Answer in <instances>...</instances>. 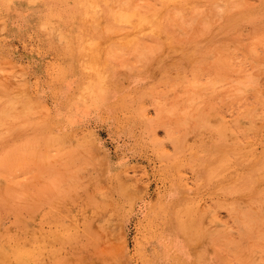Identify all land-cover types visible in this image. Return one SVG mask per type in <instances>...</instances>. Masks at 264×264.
I'll list each match as a JSON object with an SVG mask.
<instances>
[{
    "label": "rangeland",
    "instance_id": "rangeland-1",
    "mask_svg": "<svg viewBox=\"0 0 264 264\" xmlns=\"http://www.w3.org/2000/svg\"><path fill=\"white\" fill-rule=\"evenodd\" d=\"M0 104V264H264V0H0Z\"/></svg>",
    "mask_w": 264,
    "mask_h": 264
},
{
    "label": "bare ground",
    "instance_id": "bare-ground-1",
    "mask_svg": "<svg viewBox=\"0 0 264 264\" xmlns=\"http://www.w3.org/2000/svg\"><path fill=\"white\" fill-rule=\"evenodd\" d=\"M147 8V7H146ZM143 17V16H142ZM122 20V19H121ZM125 20V19H124ZM144 20V19H143ZM123 21V20H122ZM124 22V21H123ZM129 24V23H128ZM4 99V98H3ZM5 100V99H4ZM9 100V99H8ZM9 105V104H8ZM27 109L28 106H21V108L24 110V108ZM31 107V106H30ZM35 107V106H34ZM11 106L8 108L10 109ZM32 109V108H31ZM16 110L17 112L19 113V116L20 113L22 114V110L18 107H16ZM15 110V111H16ZM19 110V111H18ZM29 110V109H28ZM27 110V111H28ZM33 110V109H32ZM14 111V112H15ZM13 112V113H14ZM29 112H33V111H30ZM28 112V113H29ZM8 111H7V106L4 105V104H0V123H3L6 121L7 119V114ZM27 113V112H26ZM25 114V113H24ZM9 116V115H8ZM20 119V118H19ZM27 121V120H26ZM3 131V130H2ZM6 136V134H5ZM3 137V135L1 136ZM222 149L220 147H218L217 151H214L212 152V156H213V159L209 160L208 161V171H212V172H217V177L219 180H222V182H225V188L227 189L225 193L227 194H234V193H239L241 192L242 190L244 189H248L249 187L250 188H253V187H256V186H259V183H255V184H252L250 183V181L248 182L246 179H234V180H231L232 176L230 177H226L224 178L223 174L221 172H219L222 167H223V164H225V161L228 157V154L227 153H223L221 151ZM242 157H238L237 159V163H236V166L238 165H241V162H242ZM255 167V166H254ZM222 174V175H221ZM244 177V176H243ZM249 179V178H248ZM253 181V180H252ZM263 192V191H262ZM257 199V204L259 205L258 208H256L254 211H253V208H252V211L251 210H248V211H245L243 213V218H242V222H245V225H247V227L251 228L253 227L254 223L255 222H260V221H264V214L262 213V206H264V196L261 195V193L259 192L257 194V196L254 197V199ZM252 203V202H251ZM254 205V204H253ZM252 205V207H253ZM251 209V208H250ZM257 225V224H256ZM178 226V229L173 233L175 236L179 237V236H186L185 234L189 231L188 227L186 224L184 223H178L177 224ZM257 227V226H256ZM247 229V228H246ZM253 229V228H252ZM255 229V228H254ZM250 231V230H249ZM252 231V230H251ZM256 232V231H255ZM202 233V232H201ZM248 233V232H247ZM195 238V237H194ZM186 239V238H185Z\"/></svg>",
    "mask_w": 264,
    "mask_h": 264
}]
</instances>
